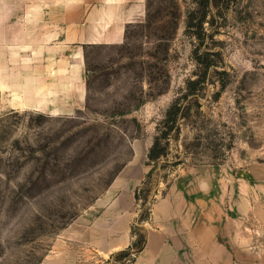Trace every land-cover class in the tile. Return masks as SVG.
<instances>
[{
	"label": "rangeland",
	"instance_id": "374dc122",
	"mask_svg": "<svg viewBox=\"0 0 264 264\" xmlns=\"http://www.w3.org/2000/svg\"><path fill=\"white\" fill-rule=\"evenodd\" d=\"M210 3L201 43L185 31L198 0H146V18L128 26L123 43L86 47L83 110L10 109L0 95V264L132 261L135 250L104 257L74 239V229L97 214L96 199L134 148L136 164L146 163L176 98L185 114L180 134L146 164L152 176L138 186L132 242L141 244L152 203L176 178L203 175L213 183L218 172L252 170L254 201L264 210V0ZM195 47L202 58L210 52L214 65L200 89L183 97L187 80L203 72Z\"/></svg>",
	"mask_w": 264,
	"mask_h": 264
},
{
	"label": "crops",
	"instance_id": "0c3cea01",
	"mask_svg": "<svg viewBox=\"0 0 264 264\" xmlns=\"http://www.w3.org/2000/svg\"><path fill=\"white\" fill-rule=\"evenodd\" d=\"M145 17L146 0H0L2 103L51 114L85 109L86 47L123 43L128 26ZM137 155L134 148L96 199L97 214L74 229V239L104 257L134 239L135 190L150 170L144 161L136 164ZM255 177L250 170L218 172L213 183L203 175L176 178L152 203L144 245L125 264H264Z\"/></svg>",
	"mask_w": 264,
	"mask_h": 264
},
{
	"label": "trees",
	"instance_id": "16d2710c",
	"mask_svg": "<svg viewBox=\"0 0 264 264\" xmlns=\"http://www.w3.org/2000/svg\"><path fill=\"white\" fill-rule=\"evenodd\" d=\"M211 0H198V3L200 4V7L198 9L191 10L188 12L187 20H186V32L191 33L193 37H195L199 43L204 41V38H206L207 33L203 31V23L205 22V18L207 15V9L210 6ZM199 11V16L197 15V12ZM147 16V15H146ZM146 18V17H145ZM195 47V50L196 51ZM195 59L199 63H202L203 65V72L199 75L196 74L197 77L194 79H189L186 82V93L183 95V97H186L188 95H194L198 89H200V86H202L205 83L206 79V71L207 69L214 65L212 60L210 59V52H205L204 57H200L199 54H197V51L195 52ZM181 98H176L174 101L170 104V106L167 108L165 116L163 120L159 123L157 126V132L154 137V140L151 144V146L148 149L147 152V161L146 164H151V162H155L158 160L161 156L165 155L166 145L168 144L169 138H171V135H174L177 137L180 134V124L178 123L179 118L184 117L185 114L181 112ZM162 140H166L165 144L162 145ZM152 176V168L148 171V173L145 176L144 181H147ZM140 198L138 194V188L135 191V199L138 200ZM133 232V229H132ZM142 242L141 244H136L135 242H132L130 247H128L125 250H122L118 253L121 255L127 256L133 252V250L138 251L142 248L144 245V236H142Z\"/></svg>",
	"mask_w": 264,
	"mask_h": 264
}]
</instances>
